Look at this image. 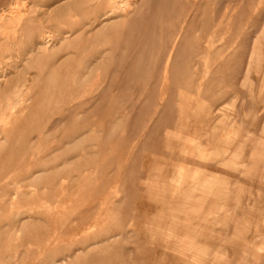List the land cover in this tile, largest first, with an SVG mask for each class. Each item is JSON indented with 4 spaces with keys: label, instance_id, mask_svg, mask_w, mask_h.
I'll return each instance as SVG.
<instances>
[{
    "label": "rangeland",
    "instance_id": "rangeland-1",
    "mask_svg": "<svg viewBox=\"0 0 264 264\" xmlns=\"http://www.w3.org/2000/svg\"><path fill=\"white\" fill-rule=\"evenodd\" d=\"M0 264H264V0H0Z\"/></svg>",
    "mask_w": 264,
    "mask_h": 264
}]
</instances>
